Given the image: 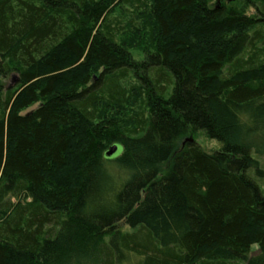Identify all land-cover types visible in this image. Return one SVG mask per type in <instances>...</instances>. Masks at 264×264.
Wrapping results in <instances>:
<instances>
[{"label": "trees", "instance_id": "16d2710c", "mask_svg": "<svg viewBox=\"0 0 264 264\" xmlns=\"http://www.w3.org/2000/svg\"><path fill=\"white\" fill-rule=\"evenodd\" d=\"M213 1L0 0V264H264V0Z\"/></svg>", "mask_w": 264, "mask_h": 264}, {"label": "rangeland", "instance_id": "374dc122", "mask_svg": "<svg viewBox=\"0 0 264 264\" xmlns=\"http://www.w3.org/2000/svg\"><path fill=\"white\" fill-rule=\"evenodd\" d=\"M218 1H213L212 4H216ZM254 13V9H248L247 14L248 15H252ZM140 13H138L136 16V18L134 19L135 16H131V12L129 11H123V10H115L113 12L110 13L109 15V24L112 25V28H114V31L116 32L117 30V34L119 33V38L124 39L126 38L128 43V52H130L131 54H133V56L143 59L146 56V52L149 51L148 49V44L146 43H141L140 40H142V38H149V32L148 29H144L145 24H143L142 19H139L138 17L141 15H139ZM142 18V17H141ZM143 29V30H142ZM145 34V36H144ZM138 46V47H137ZM141 47V48H140ZM148 53V52H147ZM3 83L6 86L9 87H13L14 86V79L13 78H6ZM34 109H36V106H33L31 108H29L27 110V112L33 111ZM100 109V113H101ZM125 111V114L127 115L126 117L129 118L133 112L137 111V108H133V107H129L126 109H123ZM115 111V110H114ZM117 112H110L109 115H114ZM119 113V112H118ZM125 114H122L123 117H125ZM129 114V115H128ZM99 115V114H98ZM99 117V116H98ZM100 119L98 118V121ZM128 124V123H127ZM126 128H129L131 126L128 127V125H125ZM234 135H236V137H238V133L235 130L234 131ZM194 139L196 141V143L201 147L202 150H204L206 153H213L217 150L220 149L221 144L218 143L217 141L214 140H210L208 139L205 134L203 132H198L194 135H189L183 138L182 142H181V146L184 145V142L186 139ZM248 141H251V137H248ZM114 146V145H112ZM110 146L108 148V150L112 147ZM107 150V151H108ZM259 168L262 170L263 172V180L261 181L262 183H264V155L259 157ZM107 172L113 176L115 179L119 180V179H125L128 176V173L121 169L118 168L117 166H115L114 163L109 162L107 163ZM166 168V166H165ZM127 227L126 226H122V230H126ZM256 246L252 247V252H256Z\"/></svg>", "mask_w": 264, "mask_h": 264}, {"label": "water", "instance_id": "95a60500", "mask_svg": "<svg viewBox=\"0 0 264 264\" xmlns=\"http://www.w3.org/2000/svg\"><path fill=\"white\" fill-rule=\"evenodd\" d=\"M192 139H186L184 143H192ZM120 150L117 145L112 146L108 151L105 152L104 157L106 159H112L119 154Z\"/></svg>", "mask_w": 264, "mask_h": 264}]
</instances>
